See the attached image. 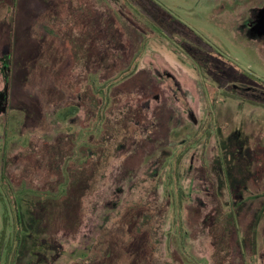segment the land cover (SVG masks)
<instances>
[{
  "label": "rangeland",
  "instance_id": "rangeland-1",
  "mask_svg": "<svg viewBox=\"0 0 264 264\" xmlns=\"http://www.w3.org/2000/svg\"><path fill=\"white\" fill-rule=\"evenodd\" d=\"M14 3L0 0V179L22 226L0 264H264V0ZM84 23L125 43L97 85L135 60L103 110Z\"/></svg>",
  "mask_w": 264,
  "mask_h": 264
},
{
  "label": "trees",
  "instance_id": "trees-1",
  "mask_svg": "<svg viewBox=\"0 0 264 264\" xmlns=\"http://www.w3.org/2000/svg\"><path fill=\"white\" fill-rule=\"evenodd\" d=\"M42 1V3L47 4L49 0H40ZM52 1V0H51ZM56 2H59L60 0H54ZM122 3H125L126 5H128L132 10H134L135 12L141 13L140 10H138V8L134 5L135 0H120ZM14 6H16V0H14ZM56 4V3H55ZM55 4H53L52 6L48 5L46 8V11L48 10L50 14L52 13H56L57 12V8H55ZM82 6H79V8L81 10H84L81 8ZM15 8V7H14ZM15 10V9H14ZM52 10V11H51ZM109 11L111 12V10L109 9ZM15 12L12 11V16ZM52 16H54L52 14ZM115 18V17H114ZM54 21H57V17L52 18L51 20H49V23H53ZM95 20L91 19V25L92 22ZM85 25V23H84ZM114 23L113 22H108L107 25V31H103L105 34H109L110 32H112V28ZM87 25H85V27H82L81 30L87 32L89 35H91V41H85L88 42L86 43V47L84 48V53H83V57L86 56V54L88 53L89 55V51L91 50V65H92V69L95 71L94 75L91 77V87L92 90L94 92L95 96H104V98H102V104H101V110L105 109V103H107L109 101V99H107L105 97V93H107L108 91H110L115 85H117L119 83V81H123L125 79H127L128 77H130L132 75V72L134 71V69L130 68V65L133 63V61H135L134 59L130 61V65L128 66L127 69H125V74L120 75L118 77L114 76L111 77V79H109L108 81H105L104 83H102V85H97V83L95 82L96 80L94 79V77L98 74V69H100V71H105V72H113L115 73L116 71L120 70L121 68V64L119 62L120 59V54L125 53V43L123 41V38L121 36V34L119 35V30L115 33V35L111 38L108 37V35H101V30L100 28L97 29L96 26L92 27L91 26V32L88 31V27H86ZM116 27V26H115ZM48 28H44V33H49V31L51 32V30H49ZM90 30V29H89ZM53 34H55V31H53ZM89 44V45H88ZM85 45V44H84ZM52 46H49V49L46 48H42L41 53H44L47 50H51ZM85 54V55H84ZM12 55V51H10L9 56ZM9 61H10V57H9ZM41 66L44 67H48V65H46L45 63H42ZM9 68V65H8ZM9 70V69H8ZM90 73V72H89ZM112 73V74H113ZM87 77L89 78L88 74ZM10 86V81L8 79L7 81V89ZM7 89L5 91V96L7 98ZM257 105H261L264 108V102H260V103H254ZM72 110L76 113L78 111L77 108H72ZM196 142V140L194 142L191 143V145H193ZM191 148V146H186L185 148H183V153L178 154L175 158V166H176V171L175 172H171L172 178L176 181V192L178 191L179 193V197L180 199H182V191L180 186L178 185V181H179V167L182 161V158L184 157V155L186 153H188L189 149ZM3 174V173H2ZM11 183L8 180V178H6L5 175H3L0 179V203L3 204L4 206V210L2 213V230L0 233V260H1V256L3 251L5 250L8 254L11 253L12 249H13V235L14 237L16 236L15 231L20 230L21 226H22V221L20 218V214L17 210V203L15 201V196H13L12 193V188H11ZM177 196V195H176ZM13 200V201H12ZM54 200V199H53ZM5 201L7 203H5ZM119 203L118 201L113 202L112 203V207L113 209H117L119 207ZM29 206V205H28ZM35 205H33L34 207ZM180 206V205H179ZM8 207L10 209L11 212H15V217L13 218L14 222L13 224L10 221V217H9V210ZM30 209H27V212H29ZM117 213V212H116ZM110 214H107L103 219L104 221L107 220L108 216ZM175 230H177V233L179 235H181L183 233V228H182V223H181V219L180 217H178V214L175 216ZM12 226V233L13 235H9L8 234V230L9 228ZM37 228V227H36ZM102 229V226L101 228ZM179 243L182 244V238L181 241L179 240Z\"/></svg>",
  "mask_w": 264,
  "mask_h": 264
},
{
  "label": "flooded vegetation",
  "instance_id": "flooded-vegetation-1",
  "mask_svg": "<svg viewBox=\"0 0 264 264\" xmlns=\"http://www.w3.org/2000/svg\"><path fill=\"white\" fill-rule=\"evenodd\" d=\"M10 57V59H12L13 58V54L11 55V56H9V54H8V58ZM10 66V65H9ZM5 102H6V96H5Z\"/></svg>",
  "mask_w": 264,
  "mask_h": 264
}]
</instances>
